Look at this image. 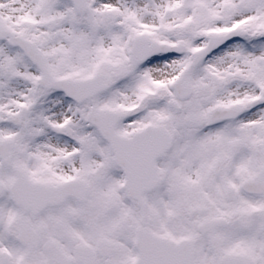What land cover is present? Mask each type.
<instances>
[{"label": "snow or ice", "instance_id": "6c2138e0", "mask_svg": "<svg viewBox=\"0 0 264 264\" xmlns=\"http://www.w3.org/2000/svg\"><path fill=\"white\" fill-rule=\"evenodd\" d=\"M0 264H264V0H0Z\"/></svg>", "mask_w": 264, "mask_h": 264}]
</instances>
